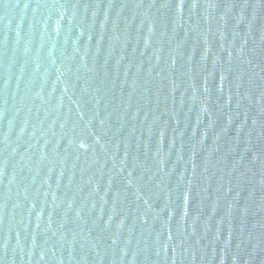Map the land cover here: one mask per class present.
<instances>
[{"label": "water", "instance_id": "95a60500", "mask_svg": "<svg viewBox=\"0 0 264 264\" xmlns=\"http://www.w3.org/2000/svg\"><path fill=\"white\" fill-rule=\"evenodd\" d=\"M0 264H264V0H0Z\"/></svg>", "mask_w": 264, "mask_h": 264}]
</instances>
